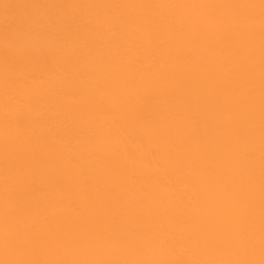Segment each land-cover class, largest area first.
Segmentation results:
<instances>
[{
    "label": "bare ground",
    "instance_id": "obj_1",
    "mask_svg": "<svg viewBox=\"0 0 264 264\" xmlns=\"http://www.w3.org/2000/svg\"><path fill=\"white\" fill-rule=\"evenodd\" d=\"M0 264H264V0H0Z\"/></svg>",
    "mask_w": 264,
    "mask_h": 264
}]
</instances>
